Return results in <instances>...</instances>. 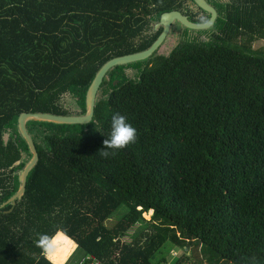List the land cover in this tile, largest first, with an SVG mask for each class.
Returning <instances> with one entry per match:
<instances>
[{
	"label": "trees",
	"instance_id": "16d2710c",
	"mask_svg": "<svg viewBox=\"0 0 264 264\" xmlns=\"http://www.w3.org/2000/svg\"><path fill=\"white\" fill-rule=\"evenodd\" d=\"M207 2L213 23L182 25L167 55L109 68L89 120L26 117L38 158L0 208V264H63L74 243L84 264H165L170 246L189 253L170 264H264V0ZM174 9L210 16L193 0H0V206L33 156L21 112L83 114L97 70ZM116 112L137 141L103 158Z\"/></svg>",
	"mask_w": 264,
	"mask_h": 264
},
{
	"label": "water",
	"instance_id": "95a60500",
	"mask_svg": "<svg viewBox=\"0 0 264 264\" xmlns=\"http://www.w3.org/2000/svg\"><path fill=\"white\" fill-rule=\"evenodd\" d=\"M193 1L201 9L210 13L208 20L201 22H193L191 21L188 15L183 14L180 10L177 9L162 12L159 16V22L155 24V27H157L158 25H162L163 28L161 29L157 37L152 41L150 45H148L147 47H145V49L140 51L110 58L97 70L92 82H90L86 90L85 105L87 107V110L83 114H56L50 112H26V111L21 112L18 119L20 132L26 138L29 148L33 153V156L31 160L25 165L24 169L21 172L20 181L22 186L14 195H12L4 204H2L0 208L3 207L7 202L13 201L15 198L19 197L22 194V192L24 191L26 175L28 173V170L31 168V166H33V164L36 162L38 158L36 148L33 144V140L25 126L26 117L32 116V117L51 119V120L63 121V122H85L89 120L90 117H92L94 110L96 91L98 90V87L103 79L104 74L109 68H111L114 65L126 64L128 62L137 61L148 57L150 54H152L155 50L158 49L159 45L164 40L165 36L167 35L174 21H178L181 25H186L191 28H204L210 26L213 23L217 15L215 8L212 5H210L207 2V0H193ZM94 264H99V263L96 262Z\"/></svg>",
	"mask_w": 264,
	"mask_h": 264
},
{
	"label": "clouds",
	"instance_id": "9594fccd",
	"mask_svg": "<svg viewBox=\"0 0 264 264\" xmlns=\"http://www.w3.org/2000/svg\"><path fill=\"white\" fill-rule=\"evenodd\" d=\"M137 141V130L127 121V118L119 112L111 115L110 132L108 138L103 140V147L98 150L103 158L114 156L117 151L126 148ZM37 246L49 247V237L41 234L37 240Z\"/></svg>",
	"mask_w": 264,
	"mask_h": 264
},
{
	"label": "rangeland",
	"instance_id": "374dc122",
	"mask_svg": "<svg viewBox=\"0 0 264 264\" xmlns=\"http://www.w3.org/2000/svg\"><path fill=\"white\" fill-rule=\"evenodd\" d=\"M181 26L182 25L179 24L178 22L176 24H174L173 27H175V31L173 33H171L167 37V39L164 40L163 43L159 46L158 54L167 55L169 53V51L172 49V46L174 45V43L176 42V39H177L175 32H177ZM262 45H264V37L258 38L253 42L254 47H258V46H262ZM71 103H73V102L71 100H69L68 101L69 106L75 109L74 104L72 105ZM120 214H121V212H119V211L115 212L111 216V218H109V220H107V223L111 224V222L115 221V219H117L118 216H120ZM149 214H150V210H148L147 212H142V215L144 218H148ZM131 232H132V230H130V233ZM128 238H129V234L125 235L124 239L129 240ZM72 242L74 243V241H72ZM166 254H165V257H166L167 262L165 264H170L171 261L174 258H176L177 256L183 255V254H184V256H187L189 253L187 251L182 250L181 248L176 247V246H170V249L166 252ZM83 259H84L83 252L79 248L74 247L73 251L70 253V255L67 256V259L63 263L64 264H84L82 262ZM193 262H194L193 258L190 257L187 264H193ZM94 263H96V262H94Z\"/></svg>",
	"mask_w": 264,
	"mask_h": 264
},
{
	"label": "crops",
	"instance_id": "0c3cea01",
	"mask_svg": "<svg viewBox=\"0 0 264 264\" xmlns=\"http://www.w3.org/2000/svg\"><path fill=\"white\" fill-rule=\"evenodd\" d=\"M57 232H60V231H57ZM57 232H56V233H57ZM56 233L53 235V237H55ZM53 237H52V238H53ZM50 241H51V240H50ZM74 247H76L75 244H74ZM74 247H73V249H74ZM73 249H72V251H73ZM45 251H46V249H45ZM45 251H44V255H45ZM72 251H71V252H72ZM71 252H70V253H71ZM70 253H69L68 255H70ZM45 256H46V255H45ZM46 257H47V256H46ZM66 259H67V258H66ZM63 264H64V263H63Z\"/></svg>",
	"mask_w": 264,
	"mask_h": 264
},
{
	"label": "bare ground",
	"instance_id": "6f19581e",
	"mask_svg": "<svg viewBox=\"0 0 264 264\" xmlns=\"http://www.w3.org/2000/svg\"><path fill=\"white\" fill-rule=\"evenodd\" d=\"M147 212V211H146Z\"/></svg>",
	"mask_w": 264,
	"mask_h": 264
}]
</instances>
